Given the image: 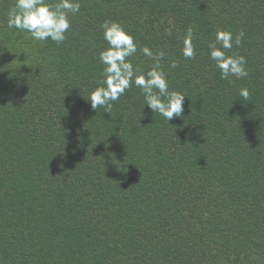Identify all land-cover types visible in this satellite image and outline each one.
Segmentation results:
<instances>
[{
  "label": "trees",
  "instance_id": "obj_1",
  "mask_svg": "<svg viewBox=\"0 0 264 264\" xmlns=\"http://www.w3.org/2000/svg\"><path fill=\"white\" fill-rule=\"evenodd\" d=\"M78 2L57 45L8 28L15 0H0V264H264V0ZM105 21L134 37L141 72L143 47L165 53L180 117L134 84L91 109ZM217 30L244 32L225 51L247 77L221 79Z\"/></svg>",
  "mask_w": 264,
  "mask_h": 264
},
{
  "label": "clouds",
  "instance_id": "obj_2",
  "mask_svg": "<svg viewBox=\"0 0 264 264\" xmlns=\"http://www.w3.org/2000/svg\"><path fill=\"white\" fill-rule=\"evenodd\" d=\"M79 11L78 0H58L55 5L48 4L45 0H15L14 6L7 13V27L28 33L35 41L51 39L59 45L65 41V33L70 28L68 14ZM101 28L107 47L99 53V60L104 68L99 86L89 94L91 109L96 111L98 107H105L110 111L112 102L119 100L134 84L140 89L144 106L147 105L153 113L163 116L168 123L174 117H180L184 111L185 96L178 91L169 90L167 77L160 66L165 53H153L148 47H143V54L154 63L146 73L141 72L128 59L137 52L134 37L115 21H105ZM243 37V31L233 38L230 31L217 30L215 40L209 43V57L219 69L221 79H228L230 76L238 79L247 77L245 57L227 55L225 51L231 50L233 43L238 46ZM182 54L186 59L195 58L191 28L183 37ZM176 66L175 62L171 64L173 68ZM239 95L247 100L248 89L242 88Z\"/></svg>",
  "mask_w": 264,
  "mask_h": 264
}]
</instances>
